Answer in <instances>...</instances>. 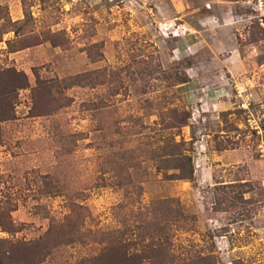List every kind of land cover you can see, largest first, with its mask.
<instances>
[{
	"label": "rangeland",
	"instance_id": "obj_1",
	"mask_svg": "<svg viewBox=\"0 0 264 264\" xmlns=\"http://www.w3.org/2000/svg\"><path fill=\"white\" fill-rule=\"evenodd\" d=\"M0 239L17 264H264V0H0Z\"/></svg>",
	"mask_w": 264,
	"mask_h": 264
},
{
	"label": "trees",
	"instance_id": "obj_2",
	"mask_svg": "<svg viewBox=\"0 0 264 264\" xmlns=\"http://www.w3.org/2000/svg\"><path fill=\"white\" fill-rule=\"evenodd\" d=\"M180 127V125H176ZM185 142L183 140L177 141L176 139L170 140V145L165 149L166 153L163 155L164 161L169 163L166 164L167 168H173L178 170V175L181 177H189L193 175L194 168L192 163V156L186 153ZM159 165V168H166ZM6 243V241L0 239V245ZM13 246L18 245L17 242L9 243ZM24 245H29L30 243H22ZM32 244V243H31ZM0 264H17L12 258V250H1L0 249Z\"/></svg>",
	"mask_w": 264,
	"mask_h": 264
}]
</instances>
